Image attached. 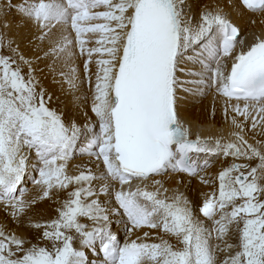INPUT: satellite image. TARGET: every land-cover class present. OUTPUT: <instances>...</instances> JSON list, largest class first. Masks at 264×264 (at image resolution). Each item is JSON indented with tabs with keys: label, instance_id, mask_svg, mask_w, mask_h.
<instances>
[{
	"label": "snow or ice",
	"instance_id": "snow-or-ice-1",
	"mask_svg": "<svg viewBox=\"0 0 264 264\" xmlns=\"http://www.w3.org/2000/svg\"><path fill=\"white\" fill-rule=\"evenodd\" d=\"M254 15L264 0H0V264H264V36L232 19ZM209 92L228 133L190 139L182 105ZM165 176L214 190L167 196Z\"/></svg>",
	"mask_w": 264,
	"mask_h": 264
},
{
	"label": "bare ground",
	"instance_id": "bare-ground-1",
	"mask_svg": "<svg viewBox=\"0 0 264 264\" xmlns=\"http://www.w3.org/2000/svg\"><path fill=\"white\" fill-rule=\"evenodd\" d=\"M14 3H19L20 0H13ZM209 3L212 2V0H208ZM11 19V17H10ZM233 22L237 24L242 29L241 39H247L249 42L252 40L253 35H259L264 36V16L260 15H254L251 17H244L241 18H232ZM2 31V29H0ZM13 38L17 41V43L20 45V49L24 52L26 58H30L32 56V53L28 50L29 44L28 40L30 38L29 33L26 29H24L23 22L20 21L17 25H15L11 29ZM248 32V33H247ZM34 68L36 69V75L37 77L43 82V85L46 89L49 91L55 90L57 94H59L58 86L55 85L52 81V78L50 76L45 79L43 75L40 73V69L44 68L43 64L35 65ZM22 71L24 73L27 72V66H22ZM61 99H64L63 96H61ZM56 100V97L53 96V101ZM53 107H55V104H53ZM63 107V105H61ZM223 103L222 99H219L216 97V94L213 92H209L207 95H201L197 96L196 98L189 97L182 105V116L184 119L187 120V122L195 121L197 123L201 122H207L211 117L217 125H222L225 123L224 121V115H223ZM215 113V115H214ZM202 129V128H201ZM214 133L217 135L223 133L227 135L228 133V127L225 124L224 128H217L213 129ZM202 132L200 131V134ZM81 154L77 153V157H79ZM34 163V154H29V169H31V164ZM79 166V168L77 167ZM80 169H92L94 171V167L92 164L88 162V157L86 155L83 156V159L77 158L71 161L67 168V173L69 175L72 174H79ZM219 166L214 168L212 172L205 173V176H211L218 174ZM33 173L31 171L28 172V175L25 177V187L28 190V196H33L36 194V188L30 183L32 179ZM160 180L165 181V184H163V188L168 189V192L166 193L167 196H172L174 193L182 194L183 196L187 197L190 201H195L197 204L202 203L203 199L207 194H210L214 188L209 185L201 184L199 179H194L192 181H187L183 184H179L177 178L173 176H165L163 178H159ZM117 189H119V185H116ZM139 187L145 191H155V189L152 187L151 182L148 183V186L145 187L144 184H140ZM125 190H131L136 191V188L131 187V189L128 188V186H125ZM215 190L218 192V182L216 184ZM163 191V189L161 190ZM41 205H43V202H40ZM46 208V206H44ZM51 214V209H47L46 215ZM5 212L3 211V206L0 205V222L4 221L5 218ZM33 219H40L39 216L36 215V213H33ZM5 231L8 234H16V235H22L23 230L18 229L16 225L11 221V217L8 218L7 224L5 226ZM121 235H123L121 233ZM149 235L152 239H148L145 242H153V240H156V242H159L156 239V232L155 230H150ZM163 238L167 239L166 236H164L163 233L160 234ZM140 237L143 240V233H140ZM136 237L133 236V239ZM225 241L227 243H235L236 240L231 235L225 237ZM170 242L174 243V239ZM221 247H224V243H221ZM221 257H224L226 254L221 253Z\"/></svg>",
	"mask_w": 264,
	"mask_h": 264
},
{
	"label": "rangeland",
	"instance_id": "rangeland-1",
	"mask_svg": "<svg viewBox=\"0 0 264 264\" xmlns=\"http://www.w3.org/2000/svg\"><path fill=\"white\" fill-rule=\"evenodd\" d=\"M123 234V232H121Z\"/></svg>",
	"mask_w": 264,
	"mask_h": 264
}]
</instances>
